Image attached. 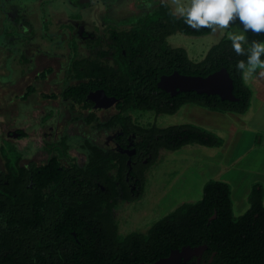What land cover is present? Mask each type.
<instances>
[{
    "label": "trees",
    "instance_id": "obj_1",
    "mask_svg": "<svg viewBox=\"0 0 264 264\" xmlns=\"http://www.w3.org/2000/svg\"><path fill=\"white\" fill-rule=\"evenodd\" d=\"M169 12L170 6L160 3L133 30L113 33L121 67L94 69L87 60L72 57L68 73L78 82L58 94L42 95L43 99L70 100L85 109L89 108L85 99L91 91L103 90L116 98L118 114L104 123H97L91 114L85 122H96L102 129L120 126V143L127 144L126 138L134 136V157L105 152L86 142L85 167L72 164L60 170L56 157L45 166L20 167L21 154L12 145L7 152L13 161L3 152L6 172L0 173V264H154L183 247L205 249L199 261L194 257L182 264H264V189L258 182L251 185L247 210L237 217L230 185L210 180L203 185L200 200L183 203L154 222L145 234L133 232L122 239L112 217L101 211L102 206L111 208L117 200L115 182L107 174L112 162L118 166L123 200L136 201L143 194L144 171L156 162L160 149L172 152L187 145L219 148L223 144L214 133L192 124L142 128L121 114L137 110L172 115L185 104L239 115L249 109L252 92L234 67L245 57L236 56L231 41L223 37L200 62H192L185 49L170 47L166 39L176 32L193 37L211 33L193 31ZM222 68L232 80L237 101L195 92L171 96L157 88L163 75L178 72L206 77ZM51 72L46 69L37 78L45 79ZM35 92L29 86L20 99L25 101ZM17 133L19 139L25 137L21 131ZM253 146L264 148L263 133L255 135ZM126 177L136 180L134 193L126 185Z\"/></svg>",
    "mask_w": 264,
    "mask_h": 264
},
{
    "label": "rangeland",
    "instance_id": "obj_2",
    "mask_svg": "<svg viewBox=\"0 0 264 264\" xmlns=\"http://www.w3.org/2000/svg\"><path fill=\"white\" fill-rule=\"evenodd\" d=\"M160 3L161 0H0V173L6 172L3 152L6 151L9 161L14 160L7 152L8 145L21 154L22 163L39 162L45 158L42 147L59 143L62 138L69 150V155L65 156L59 147L58 156L62 162H74L80 167L86 165L88 152L82 148L84 142L103 145L110 133L95 125L86 126V113L72 108L70 103L43 99L42 95L58 94L65 86L75 83L74 74L67 72L72 56L70 46L75 59L89 61L94 69L121 67V55L113 42V33L129 32ZM222 34L218 32L207 38L176 32L166 41L172 48L185 49L189 59L198 62L201 54H205ZM47 68L53 70L52 74L45 80H37L35 76ZM29 86L36 92L24 101L20 97ZM181 113L156 115L130 110L123 116L131 117L134 124L143 128L152 125L164 128L188 121ZM112 114V109L98 113L99 121L105 122ZM17 131L25 137L8 135ZM248 146L245 139L237 152ZM199 147L189 145L176 152L160 149L156 162L144 171V190L137 201L122 200L116 186L115 205L102 206L101 211L112 217L120 239L133 232L145 234L154 222L179 204L201 199V185L209 175L201 174L202 157L194 159L193 149L202 150ZM247 166H252V160ZM116 168L113 163L107 168L108 176L115 183ZM246 176L250 179L248 174L231 170L210 179L222 182H226L223 178L229 179L232 189L237 187L244 192L248 184ZM243 204L247 205V198ZM237 207V203H233L234 217L246 210L239 211Z\"/></svg>",
    "mask_w": 264,
    "mask_h": 264
},
{
    "label": "crops",
    "instance_id": "obj_3",
    "mask_svg": "<svg viewBox=\"0 0 264 264\" xmlns=\"http://www.w3.org/2000/svg\"><path fill=\"white\" fill-rule=\"evenodd\" d=\"M241 28L242 26L239 24V21H237L230 29L223 32L221 38H228V32H237L238 29ZM210 35H212V33L200 37L208 38ZM246 37L249 43H251L253 40L264 41V34L255 35L251 32H248L246 33ZM205 54H201V58L198 62L204 58ZM244 83L250 88L252 92L249 109L244 115L231 112L221 113L217 111H211L195 104H185L181 106L175 113L178 114L183 112L181 114H184L183 117H185V119L188 121L182 124H192L201 127L214 133L223 141L222 146L219 147L221 149L205 147H199L202 150L193 149L194 159L200 160L199 157L201 156L202 162H204L200 168L202 169L201 174L209 175V177L206 178L208 179L206 182L213 180L210 179V177H216L217 174L222 172H230L231 170L234 172H239V174L243 173L250 176V179L247 176L245 178L248 184L244 192L238 190L237 187H233L232 189L230 186L232 203H237V208L239 211H243V209L247 210L248 203L244 206L243 201L244 198H247L253 183H261L264 189V148H254L253 146L255 135L257 133L264 134V77L253 76L251 80H244ZM245 139L249 142L248 148L237 152L240 142L244 141ZM187 146H184L183 148ZM250 160H252V166L249 167V169L247 165L250 164ZM235 168H237V170ZM224 175L225 173L222 176ZM223 180L229 182V185H231L229 179L223 178ZM206 182H203L202 185L199 184V186L201 185L203 187ZM193 202L194 201L187 200L183 203ZM183 203L179 204L177 207ZM176 208H174V210Z\"/></svg>",
    "mask_w": 264,
    "mask_h": 264
},
{
    "label": "clouds",
    "instance_id": "obj_4",
    "mask_svg": "<svg viewBox=\"0 0 264 264\" xmlns=\"http://www.w3.org/2000/svg\"><path fill=\"white\" fill-rule=\"evenodd\" d=\"M170 6L169 14L182 19L193 31L208 30L215 35L239 21L237 32H228L231 48L239 59L235 70L245 81L264 77V41L248 42L246 33L264 34V0H161ZM248 45L247 49L245 45Z\"/></svg>",
    "mask_w": 264,
    "mask_h": 264
},
{
    "label": "water",
    "instance_id": "obj_5",
    "mask_svg": "<svg viewBox=\"0 0 264 264\" xmlns=\"http://www.w3.org/2000/svg\"><path fill=\"white\" fill-rule=\"evenodd\" d=\"M157 88L171 96L183 92H195L197 94L216 95L222 101H237L232 94V80L224 68L206 77L187 76L173 72L170 75L161 76L157 82ZM86 100L94 103V109H108L117 102L114 97H108L103 90L90 92ZM9 135L16 138L19 134L13 132ZM211 219H214V217ZM204 249L203 247H183L180 250L172 251L168 257L154 264H182L194 257L199 261Z\"/></svg>",
    "mask_w": 264,
    "mask_h": 264
},
{
    "label": "flooded vegetation",
    "instance_id": "obj_6",
    "mask_svg": "<svg viewBox=\"0 0 264 264\" xmlns=\"http://www.w3.org/2000/svg\"><path fill=\"white\" fill-rule=\"evenodd\" d=\"M107 2H115V1H107ZM158 6H159V4H158ZM158 8V7H157ZM155 10V9H154ZM152 12V11H151ZM151 12H149V13H151ZM149 13H147V14H149ZM146 16V15H145ZM142 20V19H141ZM134 29V28H133ZM132 29V30H133ZM131 31V30H130ZM70 51H71V59H72V57H74V55H73V50H72V46H70ZM71 59H70V62H71ZM74 59H75V57H74ZM77 60V59H76ZM89 62V61H88ZM69 66H70V63H69V65H68V69H69ZM47 69H49V68H47ZM51 69V68H50ZM68 69H67V72H68ZM46 70V69H45ZM44 71V70H43ZM52 72H53V70H52ZM52 72L50 73V74H52ZM41 73V72H40ZM49 74V75H50ZM70 74H72V73H70ZM39 75V73L35 76L36 78H37V76ZM48 77V76H47ZM46 77V78H47ZM45 78V79H46ZM45 79H39V78H37V80H45ZM75 79V78H74ZM76 80V79H75ZM78 81L76 80L75 81V83L74 84H76ZM74 84H71V85H74ZM67 86H70V85H67ZM67 86H65V87H67ZM63 90V89H62ZM61 90V91H62ZM60 91V92H61ZM59 92V93H60ZM91 92H93V91H91ZM90 93V92H89ZM88 93V94H89ZM87 94V95H88ZM87 97V96H86ZM116 99V98H115ZM48 100H53V99H48ZM56 100H58V101H60V102H65V103H70L71 105H72V108H77V109H79L80 111H82V112H85L86 113V116L84 117V124L86 125V126H92V125H97V123H104V122H100L99 121V118H98V113H100V112H102V111H107V110H109V109H112L113 110V114L108 118V120L112 117V116H114V115H116V114H118V111H116L115 109H114V105L117 103H115L113 106H111L110 108H108V109H94V103H92L91 101H89V100H86L85 99V101H86V103H88V105H89V108H87V109H85V108H79L78 106H74L73 104H72V102L70 101V100H64V99H61V98H59V99H55V100H53V101H56ZM117 100V99H116ZM128 111H130V110H128ZM133 111H137V110H133ZM127 112V111H126ZM125 112V113H126ZM91 114H93L94 115V117L98 120L97 121V123L96 122H94V123H92V124H86V122H85V118H87V117H90V115ZM124 114V113H123ZM123 114H121V117H126V116H123ZM127 117H129V116H127ZM131 118V117H130ZM108 120H106L105 122H107ZM131 121H132V119H131ZM132 123H133V121H132ZM134 124V123H133ZM136 125V124H135ZM156 126V125H155ZM97 127V126H96ZM140 127V126H139ZM98 128V127H97ZM143 128V127H142ZM98 129H100V130H103V131H105V132H109L110 133V135H108L107 137H106V140L103 142V145H96V144H93V143H90V142H88V141H86V142H88L90 145H92V146H96V147H98L99 149H102V150H104L105 152H114L115 154H120V155H124V156H126V157H128V158H131V157H134L135 155H136V152H135V149L133 148V139H134V136H129V137H127L126 139H127V144H122V143H120L117 139L122 135V132H121V128H120V126H116L115 128H112V129H102V128H98ZM11 133H13V132H11ZM10 133V134H11ZM8 135H9V133H8ZM65 140V138H62L61 139V141H59V143H51L50 145H47V147H46V145H44L43 147H42V150H43V154H44V156H45V158H43V159H40V161L39 162H35V161H28V162H26V163H22L21 162V158H20V160H19V166L20 167H22V166H29L30 164H34L36 167H40V166H45V165H47L48 164V162L52 159V158H57L58 159V162H59V169L61 170V169H67L70 165H72V164H74V165H77L76 163H74V162H70V163H63L62 162V159L58 156V151H60L59 150V147H62V151H61V154H63V155H65V156H67V155H69V150L67 151L66 149H67V145H66V143H65V141L63 142L62 140ZM86 142H84V144L82 145V148H83V150H85V147H86ZM64 148H65V150H64ZM49 150H51V152H49ZM143 163H145V160H143L142 161ZM113 164H115L116 165V163L115 162H112ZM127 165L130 167V161H128L127 162ZM78 166V165H77ZM78 167H80V166H78ZM85 167V166H84ZM116 176H117V182L115 183V187L116 186H118L119 187V191H120V196H121V198L123 197V195H124V187H123V185L118 181V166L116 165ZM80 168H83V167H80ZM66 180V177H64V181ZM136 180H130V178H128V177H126L125 178V182H126V185L128 186V187H130V192L131 193H134V190H135V186H134V182H135ZM122 200H123V198H122ZM124 201H126L127 203H130V202H134V201H127V200H124ZM137 201V200H136Z\"/></svg>",
    "mask_w": 264,
    "mask_h": 264
}]
</instances>
